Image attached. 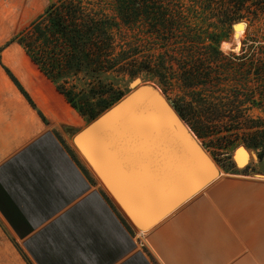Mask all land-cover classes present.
<instances>
[{
    "label": "crops",
    "instance_id": "crops-1",
    "mask_svg": "<svg viewBox=\"0 0 264 264\" xmlns=\"http://www.w3.org/2000/svg\"><path fill=\"white\" fill-rule=\"evenodd\" d=\"M25 29L0 24V260L14 256L5 230L30 264H264V178L224 174L135 231L66 139L79 113L12 42Z\"/></svg>",
    "mask_w": 264,
    "mask_h": 264
},
{
    "label": "trees",
    "instance_id": "trees-1",
    "mask_svg": "<svg viewBox=\"0 0 264 264\" xmlns=\"http://www.w3.org/2000/svg\"><path fill=\"white\" fill-rule=\"evenodd\" d=\"M106 1L86 5L84 0H57L12 40L24 48L88 124L124 94L111 91L108 98L88 105L89 110H79L71 96L74 89L65 92L61 81H79L83 75L80 82L87 90L92 82L102 85L103 78L116 73L131 81L142 77L155 82L165 93L179 85L183 94L175 109L207 150L211 132L204 117L229 118L236 131L264 141L263 126H254L257 121L252 118L245 119V110L225 112L205 107L201 93L205 86L218 85L213 68L222 56V32L240 20L262 22L264 0ZM161 52L170 58L162 57ZM220 143V150L229 155L227 143Z\"/></svg>",
    "mask_w": 264,
    "mask_h": 264
},
{
    "label": "water",
    "instance_id": "water-1",
    "mask_svg": "<svg viewBox=\"0 0 264 264\" xmlns=\"http://www.w3.org/2000/svg\"><path fill=\"white\" fill-rule=\"evenodd\" d=\"M239 25L247 24L235 22L233 31ZM232 40L236 41V33ZM129 87L130 94L81 130L68 134L132 228L148 232L224 173L157 86L135 78ZM83 149L92 159L85 157ZM235 152L238 166L241 159H235ZM115 183L137 206L125 203Z\"/></svg>",
    "mask_w": 264,
    "mask_h": 264
},
{
    "label": "rangeland",
    "instance_id": "rangeland-1",
    "mask_svg": "<svg viewBox=\"0 0 264 264\" xmlns=\"http://www.w3.org/2000/svg\"><path fill=\"white\" fill-rule=\"evenodd\" d=\"M56 1L57 0H6L7 11L15 14L9 16L6 11L1 10L0 24L3 21L8 23L10 31H8L7 34L11 35L14 31L27 28L30 23L43 13L46 6ZM100 2L106 3L107 1L84 0V4L86 5L87 3L92 5L96 3L99 4ZM240 21H244L247 25H245L243 36L239 39L238 50L236 51L234 49L236 41L233 42L232 40L234 33L232 27L234 22L229 29H225L222 32V36L224 37L220 43L222 56L218 64L213 68V72L216 73L218 78V85H213L214 88L205 86L202 88L201 93L205 100V107L210 106L225 112L231 110L233 112L245 110L247 116H245V119H254L257 121L254 126H263L262 129H264V20L260 23H251L247 20ZM0 35L6 34L0 33ZM160 55L166 59L170 58L168 53L163 55L161 52ZM83 78L84 76L81 75L79 81L75 78H70L60 83L67 93H69L72 88L74 89V93L71 96L79 110H89L90 108L88 105H95L101 98H108L107 96L111 91L122 93L124 97L131 93L129 87L131 80L120 74L115 73L107 75L102 79V85L92 82V85L89 86L87 90L82 87V82H80ZM137 78H141L144 83H151L157 86L176 111V104H179L183 94V90L179 85L174 86L173 91L165 93L157 83L146 81L142 77ZM245 98H247L248 101H245ZM79 115L83 123L81 128L77 130H81L88 125V119L83 117L80 113ZM218 118H220L218 115L212 120L204 117L205 124L210 127L211 132L206 141L207 146L210 147L209 150L205 149L203 143L196 135L195 136L219 169L224 174L235 173L251 177H264V141L247 137L244 135V131H236V125L232 123L229 118ZM244 124L250 123L244 122ZM187 127L191 130L188 125ZM68 133H70V131H68ZM66 139L74 149L75 147L69 134L66 136ZM220 142L227 143L226 146L228 152H230L229 155L225 154V151L220 150L223 148ZM245 143L249 146H258V148L249 149L246 147ZM239 147L243 148L238 149ZM242 151L245 152V157L241 159V162H239L237 166L234 160V152L235 159L239 160L240 157L238 153ZM247 152L248 155L246 154ZM252 153L257 156V159L252 157ZM260 156L263 158H260ZM3 231L6 234V242L14 246L13 261L12 263L8 261V264H30L21 252L19 245L10 238L5 230ZM0 264H6L3 258L0 260Z\"/></svg>",
    "mask_w": 264,
    "mask_h": 264
},
{
    "label": "bare ground",
    "instance_id": "bare-ground-1",
    "mask_svg": "<svg viewBox=\"0 0 264 264\" xmlns=\"http://www.w3.org/2000/svg\"><path fill=\"white\" fill-rule=\"evenodd\" d=\"M244 29H245V25H239V26H237L235 29H234V34L236 33V45H235V50L237 51L238 50V47H239V39L243 36V33H244ZM235 37V36H234ZM228 46V45H227ZM227 46H226V48H227ZM231 46V45H230ZM229 47V46H228ZM224 49V48H223ZM233 49V48H232ZM225 50V49H224ZM86 150H84L83 149V152H84V155L85 154H87L86 152H85ZM245 152L244 151H242V152H239L238 153V156L240 157V159H244V157H245ZM88 155V154H87ZM83 157V156H82ZM86 157V156H85ZM83 159L85 160V158L83 157ZM89 159V158H88ZM92 159V158H91ZM85 162H86V160H85ZM86 164H87V162H86ZM88 165V164H87ZM89 167V166H88ZM90 168V167H89ZM91 170V169H90ZM100 181V180H99ZM101 182V181H100ZM102 183V182H101ZM116 185H118V186H120L119 184H117V183H115ZM114 184V185H115ZM102 185H103V187L109 192V190L107 189V187L102 183ZM120 187H122V186H120ZM123 188V187H122ZM124 189V188H123ZM125 190V189H124ZM126 191V190H125ZM127 192V191H126ZM128 193V192H127ZM109 194L112 196V194L109 192ZM120 194V193H119ZM129 194V193H128ZM130 195V194H129ZM113 197V196H112ZM113 199L115 200V198L113 197ZM116 201V200H115ZM117 202V201H116ZM133 202V201H132ZM126 203V202H125ZM134 203V202H133ZM118 204V203H117ZM127 204V203H126ZM135 204V203H134ZM119 205V204H118ZM128 206H133V205H131V204H127ZM135 206H137V204L135 205ZM120 207V206H119ZM121 208V207H120ZM122 210V209H121ZM122 212H123V210H122ZM125 215V214H124ZM126 216V215H125ZM138 231V230H137ZM140 232V231H139Z\"/></svg>",
    "mask_w": 264,
    "mask_h": 264
}]
</instances>
